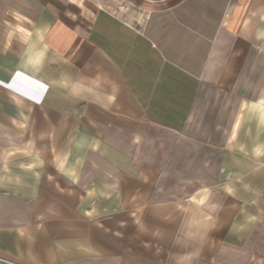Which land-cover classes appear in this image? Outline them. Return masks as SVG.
Segmentation results:
<instances>
[{
	"label": "crops",
	"instance_id": "obj_1",
	"mask_svg": "<svg viewBox=\"0 0 264 264\" xmlns=\"http://www.w3.org/2000/svg\"><path fill=\"white\" fill-rule=\"evenodd\" d=\"M26 2L0 43V257L264 264V0Z\"/></svg>",
	"mask_w": 264,
	"mask_h": 264
},
{
	"label": "rangeland",
	"instance_id": "obj_2",
	"mask_svg": "<svg viewBox=\"0 0 264 264\" xmlns=\"http://www.w3.org/2000/svg\"><path fill=\"white\" fill-rule=\"evenodd\" d=\"M75 1L82 6L84 4L83 0ZM117 3L119 9L124 11L123 3L120 1ZM82 8L84 10L85 7ZM30 10L26 0H0V43L3 41L8 46L16 31H28ZM85 11L89 12V8Z\"/></svg>",
	"mask_w": 264,
	"mask_h": 264
},
{
	"label": "built area",
	"instance_id": "obj_3",
	"mask_svg": "<svg viewBox=\"0 0 264 264\" xmlns=\"http://www.w3.org/2000/svg\"><path fill=\"white\" fill-rule=\"evenodd\" d=\"M0 261L6 262V263H9V264H18V263H15L13 261H10L8 259L2 258V257H0Z\"/></svg>",
	"mask_w": 264,
	"mask_h": 264
}]
</instances>
